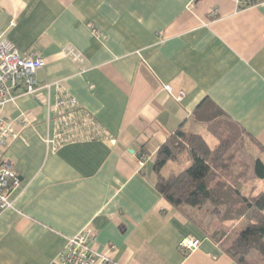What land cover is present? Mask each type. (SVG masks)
<instances>
[{
    "label": "crops",
    "instance_id": "obj_1",
    "mask_svg": "<svg viewBox=\"0 0 264 264\" xmlns=\"http://www.w3.org/2000/svg\"><path fill=\"white\" fill-rule=\"evenodd\" d=\"M0 36L45 60L37 91L4 111L29 123L15 124L17 137L0 148L18 176L11 208L0 213V264L54 263L86 228L115 264H236L155 190L152 160L178 129L218 143L193 116L209 102L242 130L252 160L254 178L248 172L235 188L247 196L256 185L254 160L264 164V1L239 9L231 0H0ZM68 45L83 64L64 55ZM64 93L100 137L56 138L53 108ZM143 153L152 160L141 166ZM189 163L184 150L166 164L168 175ZM249 167L241 160L229 175L239 180ZM185 237L199 241L188 254L177 248Z\"/></svg>",
    "mask_w": 264,
    "mask_h": 264
},
{
    "label": "trees",
    "instance_id": "obj_2",
    "mask_svg": "<svg viewBox=\"0 0 264 264\" xmlns=\"http://www.w3.org/2000/svg\"><path fill=\"white\" fill-rule=\"evenodd\" d=\"M261 1L264 0H254V4ZM223 115L209 102L201 104L193 114L195 121L207 125L208 132L216 137L215 146H210L200 134L178 129L159 147L152 160L154 188L236 264H250L248 257L253 253L264 262V190L245 196L235 188L244 176L237 180L229 175L230 168L240 163L231 147L242 145V130L231 126ZM184 150L189 154V165L180 173L162 176L165 165L178 160ZM253 171L257 179L264 181L260 159L254 160ZM205 204L220 209L214 224L201 220ZM242 219L245 227L236 235L227 237L219 228L221 224L231 227Z\"/></svg>",
    "mask_w": 264,
    "mask_h": 264
},
{
    "label": "built area",
    "instance_id": "obj_3",
    "mask_svg": "<svg viewBox=\"0 0 264 264\" xmlns=\"http://www.w3.org/2000/svg\"><path fill=\"white\" fill-rule=\"evenodd\" d=\"M237 8H245L254 4V0H231ZM64 55L76 64H83L84 55L73 46L68 45L63 50ZM45 66V60L38 54L22 55L19 50L0 36V148L9 139L16 138L14 125L25 127L29 122L25 117L18 122L8 120L4 116L8 104L14 103L21 95H32L38 89L36 75ZM170 91L168 86H165ZM77 101L67 93L56 101L53 112L56 118L57 137L63 142L76 141L82 137L97 138L101 136L98 127L77 107ZM152 160V156L143 153L140 164ZM18 176L8 160L0 158V213L11 208L9 200ZM96 236L86 228L77 236L67 240L57 260L51 264H115L106 254L95 250ZM199 241L185 237L178 243V250L188 254L196 250Z\"/></svg>",
    "mask_w": 264,
    "mask_h": 264
},
{
    "label": "rangeland",
    "instance_id": "obj_4",
    "mask_svg": "<svg viewBox=\"0 0 264 264\" xmlns=\"http://www.w3.org/2000/svg\"><path fill=\"white\" fill-rule=\"evenodd\" d=\"M239 142H240V144H242L241 142H242V140H240L239 139ZM243 144L240 146H237V147H234V146H232L231 147V150L232 151H236V153H235V155L237 156V158H238V160H243V161H246L249 165H250V167H249V170H247L246 171V174H245V176H244V179H242V180H245V178H246V176H247V173L249 172V177L248 178H250V179H253L254 177H253V174H252V169H251V166H252V160H251V158L250 157H248L247 156V154L246 153H244V150H243ZM239 161V162H240ZM169 165H166V167H164L163 168V170L161 171V175L162 176H166V175H168V173H170L169 172V168L170 167H168ZM180 167H182L181 168V170H178L179 172L180 171H183L184 169H185V167L186 166H183V165H180ZM177 168V167H176ZM167 177V176H166ZM250 192H252L253 191V193H257V192H259V191H261V190H264V182L263 181H257V183H256V185L254 186V184L252 185V183H251V187H250ZM218 210H220V209H215V208H213V207H203V213H201V220L206 224V223H215L216 221H217V216H218ZM216 225V224H215ZM230 225H228V224H221L220 226H219V228L222 230V231H224L225 232V235L227 236V237H229V236H232V235H236V234H238L239 232L235 229V226H236V224L235 225H233V226H231V227H229ZM238 232V233H237ZM251 258V259H250ZM250 259V260H249ZM248 261L249 262H251V263H255V259L253 258V257H248Z\"/></svg>",
    "mask_w": 264,
    "mask_h": 264
}]
</instances>
